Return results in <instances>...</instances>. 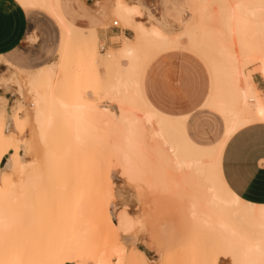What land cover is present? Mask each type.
Instances as JSON below:
<instances>
[{
    "label": "bare ground",
    "instance_id": "6f19581e",
    "mask_svg": "<svg viewBox=\"0 0 264 264\" xmlns=\"http://www.w3.org/2000/svg\"><path fill=\"white\" fill-rule=\"evenodd\" d=\"M12 1L21 9L36 8L46 12L55 19L61 30L60 43L63 46V61L60 68L54 64L49 65L47 74L43 78L37 75L29 77L24 84L25 87L19 81L20 78L16 73L5 79L6 81H0V89H12L18 96L29 95L28 99L30 100V107H32V112L30 111L29 113V110L20 109L18 104L16 111L7 114L3 98L0 96V144L10 143L8 146H10L9 148L13 153L9 156L10 150L6 147V144L3 145H6L5 149L0 148V163L4 156H9L5 165L3 167L0 166V185L4 186V188H1L4 196H0V201L2 202L0 204V208L2 207L0 210L1 232L6 234L5 230H8L12 224H16V227L13 225L12 230L8 231L9 233L14 230V234H16L20 224L24 223H21L22 219L25 218V221L28 219L24 216L31 205V203L29 205L26 204L29 202H26L30 196L28 194H31L28 191H32V196H39L40 193L37 190L42 192L41 189L43 188H74V182H67L62 177V171L69 167L67 160L75 157L71 155L67 157L69 155L67 152L75 151L76 146L82 150L90 138H101L99 141L103 144L102 151L104 150L105 152V146H108V140L112 138L111 140L113 141L112 143L109 142V147L112 152L114 151V154L111 150L108 153L112 154L111 156L117 154L113 160L115 163L116 160H119L123 170L121 172L122 174L124 173L122 175L121 172H118L120 173L118 175L119 178L124 176L130 182L141 183L152 193L159 196L179 198L185 203L189 216L192 218V226L187 237L189 242L186 240L181 247L182 250L185 247H189L191 242L199 241L197 245L199 249L204 250L206 248L205 245L209 246L208 248L216 247L221 249L220 253L218 249L216 251V248H213L215 250V254L212 256L213 260L218 255L216 253H220L221 258L228 257L232 264H264V205L249 204L239 199L227 188L220 172L221 154L228 139L236 131L249 124L264 122V93L262 94L257 89L252 78L254 74L258 75L264 85V0H251L253 2L250 1V3L248 2L249 0L247 2L237 0L234 3L224 4L226 11L223 13L219 11L221 14L218 12L221 17H219L220 15L217 17L215 22L217 27L213 23V26L211 24H209L210 26L207 25L208 21H212V18L210 19L209 17L212 13H206L204 9V12L198 14L200 18L194 17L195 19L198 18L194 23H192L195 20L194 18L188 20L185 28L181 32L179 31V35L176 32V35L167 32L166 25L160 20H156L155 24L148 26L145 23H134V17H141L139 9L141 4H126L123 0H116L114 3V14L121 23L131 27L130 30L133 31V37L131 39L122 37V46H119L120 48L116 49V51L108 49L103 55L96 52L95 42L97 38L96 31L93 29L83 30L79 40L80 43L75 44L74 34H76V28L68 24L61 16L58 5L59 0ZM210 1L211 3L213 2V0ZM216 2L213 3L215 4ZM195 3L192 5L193 8ZM199 3L202 2L200 1ZM213 3L212 5H214ZM207 8L210 7L207 6ZM205 17L209 20L207 21ZM205 22H207L206 25H204ZM182 39H186L188 46L197 50L206 58L212 73V87L203 106L216 111L223 118L225 124L223 138L216 145L209 148L195 146L187 139L184 132L185 117L175 118L160 113L150 106L141 91L140 80L145 67L161 52L180 46ZM77 45H80L82 50L83 67L86 70V74L90 73L97 84L100 81L97 70L98 65L105 70H112V73L110 70L108 71L112 76L106 72L110 76L109 79L107 78L108 83H106L108 75L105 76L107 85H104L106 87L103 86V89L106 88L103 93H106L105 95L111 98L110 102L108 100L96 101L95 96L97 95H94L96 90L73 91L75 93L70 94L71 96L68 94L70 92H66L69 97L65 93L59 92L58 88L61 81L59 77L57 78V70L62 68L64 72L67 69L68 64L63 63L65 62L64 58L70 57L71 53L75 51L72 48ZM101 49L103 50L104 47ZM250 66L254 68L248 70ZM6 68L12 69L8 65H6ZM62 71L58 70V72ZM101 86L100 88H102ZM24 88L27 89L24 91ZM22 107L24 106L22 105ZM27 121L33 125H31L33 129L30 130L31 126L29 129L32 131L30 133L35 135V137L32 136V140L37 139L36 136H38L40 142L45 144V137L51 134L53 130L56 133L58 128L67 136L69 140L66 139L67 141H64L66 145L65 147L62 145L64 147L63 151L60 149L62 158H59V162L54 158L56 155L58 156L57 153L54 154L55 156L48 155L55 150L51 146L47 149V154L44 151L45 148L39 147L42 146L40 145L41 143H38L39 145L36 144L38 146L31 145L32 148L26 145L28 142L26 143L25 141H28V139L25 135L26 132L24 133L25 128L22 127V123ZM57 121H60V123L57 124ZM110 134L113 135L110 137ZM103 135L110 138L107 140ZM54 142L57 141L54 140ZM55 144L58 145V143ZM55 144L53 143L52 145L55 147ZM19 150L23 151L22 156H20ZM62 152L67 153V155L65 154L67 158H64L65 155H61ZM40 153L43 156H39ZM102 158L104 157L102 156ZM97 159L100 160L101 158ZM109 163L112 165L111 162ZM99 166V168H103L101 165ZM109 166L107 167L106 165L104 172L102 170L100 173L99 171L98 173L96 172L97 187L100 190L96 191L95 189L96 193H99V195H95L102 197L103 194V198H101V202L99 199L100 203H98V200L95 201L97 204L93 202L96 207L93 205L92 216L96 224L102 225L103 229L106 228L104 233L107 234L109 232L111 236L117 237L119 231H123L121 233L125 234L128 231L127 228L130 229L131 222L130 215L127 212L122 211L116 213V215L114 214V208L117 204L114 205V202H112L114 195L112 194L111 186L116 181L114 177L116 172L113 166V168ZM124 181L126 182V180ZM34 190H36L35 193L39 194L33 195ZM36 196L35 198L32 197V200H28L30 202L38 200L37 198L39 197ZM119 197L125 198V195L120 191ZM7 202L12 204L16 202L15 210L9 212L5 210V212L4 207H6L5 204ZM25 206H28L26 211ZM33 206L36 207L37 204L32 203L31 207ZM27 212L31 214L29 210ZM34 212L36 211H32L31 216H35ZM27 222L25 223L29 225L30 220L28 219ZM4 236L6 237V235ZM109 236L107 234L106 237L109 238ZM16 237L17 235H15ZM112 238L107 240L110 245L108 247L109 250L105 248L106 250H99V253L97 251L91 263L127 264V260L130 258L126 259L124 255L125 245L122 247V244L119 245L120 242L117 243L116 239L114 242L110 241ZM27 239H29V236ZM61 239H57V241L59 242ZM22 241L28 242V240H21L20 244ZM208 241L211 245L209 243L207 245ZM69 246L62 247L60 244L57 246L58 248L52 246L50 247L52 252L48 248L47 253L44 251L43 255L46 257V255L50 254L51 259L57 260L63 254L69 253ZM41 250L43 251V249ZM100 251L102 252L100 253ZM204 252L202 253L203 255ZM213 252L209 253L212 255ZM141 253L140 251H135L136 255ZM111 257H114L115 261H111ZM124 257L126 261H124ZM218 257H216V261ZM10 260L12 259L9 258L8 262ZM19 260L17 261L19 262ZM143 260L146 261L145 258ZM169 260L172 261V259ZM203 260L204 257L199 264ZM210 260L209 262H211ZM3 261L6 263L5 260ZM13 261L14 263L17 262L15 259ZM131 262L130 260L128 261L130 264ZM132 263L134 264V262ZM142 263L145 264L144 261Z\"/></svg>",
    "mask_w": 264,
    "mask_h": 264
},
{
    "label": "rangeland",
    "instance_id": "374dc122",
    "mask_svg": "<svg viewBox=\"0 0 264 264\" xmlns=\"http://www.w3.org/2000/svg\"><path fill=\"white\" fill-rule=\"evenodd\" d=\"M115 1L116 0H61V6H62V9H63V12L66 18L70 22H72L74 25H77L80 27L89 26L91 21L97 20V18H99L98 17L99 11H105L106 17L101 21L99 25L96 26L97 31L112 29L115 32V31L121 30L125 33V35L128 38H132L133 34L130 31V29L127 28L129 26L121 23L112 11V6L114 5ZM123 1L126 4L140 3L141 5L139 9L141 12V18H142L141 21L147 20L145 24L148 26L150 24H155L156 20L162 19L164 24L166 25L167 32L169 33L171 32L174 35L175 32L177 34L180 33L185 28L186 26L185 24H187L188 20L191 18H194L195 16L198 17V14H201L202 12H204V9L206 13L208 12L212 13V15L209 16L210 19L212 18V21L211 20H210L211 22L208 21L209 19L207 20L205 17V19L208 21V24L207 22H205L204 25L207 24L208 26H210L209 24L212 25L213 23L214 25H216L215 27H217V24H215L217 17L221 13L226 11L224 4L234 3L237 0H221L222 2L220 0H215L217 1L215 4L213 3L215 2L213 0L212 3L214 5H212L210 0L209 1L208 0H205V1L204 0H196V1L193 0L194 3L196 2L194 5V8L196 7L197 8L195 10L192 6L194 3L191 2V0H162L161 7H160L161 12L160 11L157 12L156 10H153L151 3L153 4L155 0H123ZM200 1L202 3H199ZM244 1L247 2V0H244ZM250 1L251 0H249L248 2L250 3ZM207 2H209L210 4L209 3L207 4ZM219 2H220V5H219ZM207 6L210 8H207ZM219 11H221V13ZM219 17H221V15ZM197 19L193 20L192 23H194V21H196ZM27 21H28L27 30L18 48L14 50L13 52L3 56V59L7 60L10 63L11 65L10 67L13 70L12 69L9 70L6 67L0 65V81H6L5 79L11 77L13 73L14 74L16 73L18 77L20 78L19 81L24 86V84L27 82V79L29 77L37 75L38 77L43 78V76L47 74V68L49 66L48 64L53 63L58 68H60L62 64L63 46L60 43V31L54 19L51 16L43 13L42 11H34L31 14V16L27 17ZM113 21L117 22L118 27H119L118 29L112 28ZM75 28H76V32H75L76 34H74L75 44H79L80 43L79 40L82 35L81 33L83 30H86V29H79L77 27ZM111 42L113 44V47L112 49L109 48V50L116 51V49H118L117 47L121 43V40L119 38H113L111 39ZM102 47H104L103 50H101ZM95 48H96V52L102 55L108 51L107 47L104 46V43L100 41L99 39L96 40L95 42ZM74 49L75 51L71 53L70 57L64 58L65 62L63 63L68 64L67 69L65 70L63 69L64 72L62 71V68L58 69V70H61L62 72H58L57 70V73H58L57 78L59 77L61 81V84L59 86L60 89L57 87L59 92L63 94L65 93V95L69 97L70 94L72 95V93L73 94L75 93L73 91H79V90L94 91L96 90L94 92V95H97L95 96L97 98V99L95 98L96 101L98 100V102H100V101L108 100L110 102L111 98L109 96H106L105 95L106 93H103L104 89H106V88L103 89V86L107 85L106 83H108L109 76L111 75L108 71L110 70V72L112 73V70L111 69L105 70L104 68L98 65L97 70H98L100 81L98 82L99 84H97L96 81L91 77V74L88 71L87 72L89 74H86V70L83 67L82 50H81L80 45H77L74 48H72V50ZM171 49L183 50L195 56L201 62V64L204 66L206 73H207L208 88L210 92V89L212 87V73L210 71V67L208 65L206 58L200 52L188 46L186 43V39L181 40L180 46L173 47ZM1 63H3V60L0 59V64ZM40 67H44V68H40ZM252 68L254 67L250 66L248 70H252ZM106 72H108L110 75L107 74ZM61 73H62V76H61ZM105 76H107L106 79L108 78L106 80L107 82L105 81ZM252 78H253L254 83L256 84V87L263 94L264 85L261 79L259 78V76L254 74ZM100 86L102 88H100ZM25 89L27 88H24V91ZM66 92L67 93L70 92L68 93L69 95H67ZM26 94H28V92H26ZM30 95L32 96V94ZM0 96L3 98V103L5 104V111L7 114H10V112L16 111V109L18 108V104H19L20 109H26L27 111L29 110L28 111L29 113L30 111L32 112V107H30V102H29L30 100L28 99L29 95L18 96L16 95L15 91L12 89L4 90L1 88ZM22 105L25 108L22 107ZM56 123L59 124L60 121H57ZM22 124L23 126L21 124L20 125L23 128H25L24 133L26 132L25 135H26V138L28 139V141L27 140L25 141L26 143L27 142L28 143L27 144L25 143V144L31 148L33 144L35 146H38L41 143L40 138L36 136L38 140L36 138L33 140L31 139L33 138L32 136L35 137V135L30 133L32 132L30 130L33 129L32 123L27 121V122H23ZM222 125H223V122L220 116H218V114L215 111L209 108H206L205 106H201L199 110L195 112V114L192 117L187 119V131L191 139L200 145H204L208 147L214 146L220 141L221 136H222ZM30 126L32 127L31 129H30ZM58 129H56V133H55V130H53L54 135H53V131L51 134L47 135L44 139V142L46 141L45 144L41 143L40 145L42 146H39L40 148L42 147L45 148L44 151L46 153H47V149L50 148V146L51 148L55 149L53 152L57 150L55 153L53 152L49 154L47 153L50 156H55L54 154L57 153L58 156L56 155V157H54L56 161H58L59 158H62V156H60V153H61V150L63 151V148L66 145V142L64 141L67 139V136L64 135L61 129L59 130ZM111 135L113 134H110L109 136L111 137ZM103 136L105 137V135ZM107 137L108 136H106L105 139ZM109 138H107V140ZM99 139L101 138L88 139L87 141L88 144L87 143H85V145L83 144L84 148L82 150L80 147L76 146L75 151L67 152L69 155H67V153L65 152H62L61 155L66 154L67 157H69L70 155L72 157L75 156L74 158L70 157L71 159L67 160L69 162V167H66L65 171H62L63 179L66 180L67 182H74V188H56V189L55 188H46V189L43 188L44 190L41 189L42 192H40V190H37L39 191L40 194L45 192L42 195H40L39 193H35L36 190H34L33 195L39 194V196L35 195L36 197H39V198H37L38 200H33L31 202L30 200H32V197L35 198V196H32V191L31 192L28 191V193H31V194H28L26 192L28 196L30 195L29 198H27L26 200V202L27 201L29 202H27L26 204L29 205L31 203L32 205V203H34V204H37V206H41V207L33 206L35 209L34 210L33 207H31V205L30 207L25 206V211L29 208L28 210L29 212H31L30 214L27 212L28 211L27 210L24 214V216L28 218L30 222H29V225H27L26 223H28L27 222L28 219L25 221V218H23L24 221L22 219L21 223L26 222L25 223L26 225L24 223L20 224L21 228L20 226L18 227L19 230L16 228L18 231V232L16 231V234H14L15 233L14 230L13 232L8 233V231L12 230L13 225L14 227H16V224H12V226H10L8 230H5L6 234H4L5 233L4 230H3L4 233H2L1 232L2 229H0V233H2L0 234V264H6V263L7 264H10V263L11 264H37V263L38 264H93L91 263V261L96 255L97 251L99 253V250L101 249L102 251L105 248L108 249L110 245L109 243H107V240H109V238H112V237L113 238L110 239V241L114 242V240L116 239L117 243L120 242L119 245L122 244L121 245L122 247H124L123 245H125L126 249L124 248V253H125L124 255L126 259L130 258L127 260V264H130L128 263L129 260L130 262L131 261L134 262V264H144L142 263L143 261L145 262V264H169V263L170 264H199L200 261H202L203 257H204V260L202 262L203 264L204 263L214 264L216 261V257L218 256L220 258L219 257L217 258V261L215 264H232L231 260L228 257L221 258L220 256L221 249H218L216 247H213V248H216L215 249L216 251L219 250L218 252L220 253H216L218 255H216L215 260H213L214 258L212 256L215 254V250H213L212 247L208 248L209 246L207 247L206 245H205L206 248L203 247L204 250L201 248L199 249L197 247L199 241L191 242L189 247L186 248L184 246L185 249L182 250L181 247L188 239L187 237L189 236V231L192 226V218L189 216V212L186 209V206L183 200L179 198L177 199L175 197H170L169 199H166V200L159 199L157 198L159 196L158 194L152 193L144 185H141V183L128 181L126 178H124V176H122L124 173L122 174L121 172L123 170L121 169V164H119L120 163L119 160L117 161L115 159L116 163L113 160L117 154L113 156H111L112 154L111 155L109 154L110 153L109 151L111 150V148L109 147L110 146L109 142L112 143L113 141L111 140L112 138L108 140V146L107 145L105 146L106 148L109 147L108 148L109 150L103 146V148H105V152L104 150L102 151L103 144L99 141ZM47 140H49L48 141L49 144ZM54 140H56L57 142H54ZM53 143L54 144L58 143V145L55 144V147H54V145H52ZM4 144H6L7 146L6 145L5 146L8 148L10 147L8 146L10 143H4ZM3 145L0 146L1 149L6 148ZM62 145H64V147ZM91 145H93L94 147ZM98 145H100L101 148L100 146L98 147ZM87 148H90V149H87ZM95 148H97L98 150ZM9 150H10L9 151V156H10L13 153L10 148ZM84 151L86 152L84 153ZM77 152H78V156H77ZM101 152L102 154L104 153L105 156L102 154L99 155V153ZM112 153L114 154V151ZM19 154L20 156H22L23 151L19 150ZM66 155L64 156V158H67ZM9 156L6 155L3 157L0 163L1 167L5 165L6 160ZM39 156H43V154L40 153ZM102 156L105 159L102 158ZM97 158H101V159L99 160ZM103 160L104 162H102ZM64 161L66 162V160ZM109 162H111L112 165ZM97 165L98 166L101 165V167H103L104 169L99 168L100 166L98 167ZM106 165L107 167L110 165L109 166L110 168L114 167V170L116 172L114 176L116 181L113 184V186H111L112 194L114 195L112 202H114V205L117 204L114 208V214L116 215V213L123 211V212L129 213L130 215V222H131L130 225L131 226H130V229L127 228L128 230L127 232L125 231L128 235L126 233L125 234L123 233L124 234L123 235L121 233L123 231H119L116 237V236H111V233L107 232L108 236L110 234L109 238H107L106 237L107 234L104 233V229L106 230V228L103 229L102 225L96 224L94 222L95 221L94 217L92 216L93 215V205L96 207V204H97V202L95 201L98 200V203H100L102 200L101 198H103V194H102V197H100L98 196L99 193H96L97 190H100L98 189L97 182H96L97 173L98 171L100 173L101 170L102 172H104L103 170L106 169ZM118 165L120 166V168ZM55 170L54 172H56ZM118 172H121L122 178L118 177V175H120V173ZM124 180H126V182ZM1 188H4V186L0 185V189ZM119 190L125 195V198L119 197L120 195ZM3 193L4 192L1 189L0 196H4ZM26 193L25 195L27 196ZM101 193H104V192H101ZM95 194H98V195H95ZM45 197H46V200H45ZM40 198H42L41 201H39ZM56 198L57 199L59 198V199L57 200ZM99 199H100V202H99ZM124 199L126 200L124 201ZM37 201L40 202L39 205ZM93 202H95L96 204ZM1 203L2 202L0 201V204ZM5 205L6 207H4V211L6 210L9 212V211L15 210L16 208L15 205L17 204L16 202H14L13 204L11 202H7ZM31 210L36 211L34 212L35 216H31L32 215ZM113 221L116 223L114 219ZM32 222L35 224H33ZM7 233H8V237H7ZM29 233L32 235H30ZM27 234L30 240L27 239L28 237ZM4 235H6V237ZM15 235H17L16 238H18L17 239L18 241L16 240ZM35 236L36 237L38 236L37 241L35 240L36 239ZM60 238L62 239L58 242L57 239L59 240ZM14 239L16 240V242ZM20 239L28 240V242L30 243H28L27 241H22L21 243L22 245H21ZM187 241L189 242V240ZM209 241L207 242V245L208 243L211 245ZM53 242L54 244L59 243L62 247L70 245L69 253H65L66 255L63 254V256L61 258H58L57 260L51 259L50 254L46 255L48 248L51 251L50 247L59 246V244L54 245ZM50 243L53 245H51ZM46 244H49L51 246L49 247V245H46ZM106 245L108 246L106 247ZM41 249H43V251ZM44 251H46L45 253L46 257L43 255ZM50 251L48 252L50 253ZM102 251H100V253ZM135 251H140L142 253L139 255L137 254L138 257H136L137 255L135 254ZM203 251H205L204 255L202 254ZM206 251L208 252L207 254H206ZM198 252H201V253H198ZM209 252H213L212 255ZM27 253L30 255H28ZM37 254L38 256H36ZM199 254L201 255V257ZM4 255H6L8 258ZM205 255L207 256V259ZM210 256L212 257V259ZM125 257H124V261H126ZM9 258L12 259L10 260V262H8ZM144 258L146 259L147 263L145 260H143ZM13 259H15V261L20 259L19 262L21 261V263H19L18 261L14 263ZM169 259H172V261H170ZM198 259H201V260H198ZM3 260H5L6 263ZM32 260L34 262H30ZM35 260H36V263H35ZM134 260H137V261H134ZM141 260L143 261L141 262ZM209 260L211 262H209ZM111 261H115V258L111 257ZM132 262L131 264H133Z\"/></svg>",
    "mask_w": 264,
    "mask_h": 264
},
{
    "label": "crops",
    "instance_id": "0c3cea01",
    "mask_svg": "<svg viewBox=\"0 0 264 264\" xmlns=\"http://www.w3.org/2000/svg\"><path fill=\"white\" fill-rule=\"evenodd\" d=\"M161 2L162 0H155L153 4L151 3L153 10L161 12ZM58 5L61 16L68 24L79 29L95 30L97 40L102 41L107 49H112L111 39L114 37L121 40L120 47L122 37L131 39L121 30L97 31L96 26L106 17L105 11H99L101 12H98L99 18L91 21L89 26L80 27L66 18L61 0ZM34 11L42 10L21 9L12 0H0V59L3 60L0 65L11 66L7 60L3 59V56L18 48L27 30V17L31 16ZM112 11L114 13V5ZM141 19V17H134L133 22H147ZM160 21L163 20L160 19ZM59 31L61 36L60 28ZM130 31L133 34V31ZM119 46L117 48H120ZM140 85L143 96L152 108L175 118L185 117L184 132L187 139L195 146L209 148L194 142L187 131V119L203 106L210 93L206 70L195 56L177 49L161 52L145 67ZM220 118L223 122L222 139L225 124L223 118L221 116ZM220 172L225 185L235 196L249 204L264 205V122L249 124L236 131L228 139L221 154ZM157 198L166 200L170 197L158 196Z\"/></svg>",
    "mask_w": 264,
    "mask_h": 264
},
{
    "label": "built area",
    "instance_id": "2783aa9c",
    "mask_svg": "<svg viewBox=\"0 0 264 264\" xmlns=\"http://www.w3.org/2000/svg\"><path fill=\"white\" fill-rule=\"evenodd\" d=\"M112 28H116V29H118V28H119V27H118V24H117V22H116V21L112 23ZM101 50H102V49H101Z\"/></svg>",
    "mask_w": 264,
    "mask_h": 264
}]
</instances>
